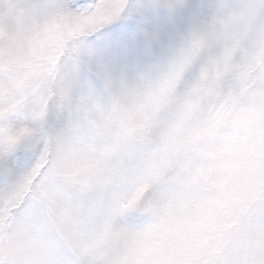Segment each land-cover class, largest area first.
<instances>
[{
  "label": "clouds",
  "instance_id": "clouds-1",
  "mask_svg": "<svg viewBox=\"0 0 264 264\" xmlns=\"http://www.w3.org/2000/svg\"><path fill=\"white\" fill-rule=\"evenodd\" d=\"M0 180V264H264V0H0Z\"/></svg>",
  "mask_w": 264,
  "mask_h": 264
},
{
  "label": "snow or ice",
  "instance_id": "snow-or-ice-1",
  "mask_svg": "<svg viewBox=\"0 0 264 264\" xmlns=\"http://www.w3.org/2000/svg\"><path fill=\"white\" fill-rule=\"evenodd\" d=\"M76 2L78 5L82 7H91V6H95L96 4V0H76ZM136 11L137 8L135 6H130L128 10V14L135 15ZM158 11L163 13L164 10L161 8ZM125 27L126 25H124L123 23H118L112 25L109 31L115 33L123 30ZM25 159H26V154L23 152L17 151L15 153H12L4 161V164L2 166L3 172L6 175H10L14 173L18 168H20L24 164Z\"/></svg>",
  "mask_w": 264,
  "mask_h": 264
},
{
  "label": "rangeland",
  "instance_id": "rangeland-1",
  "mask_svg": "<svg viewBox=\"0 0 264 264\" xmlns=\"http://www.w3.org/2000/svg\"><path fill=\"white\" fill-rule=\"evenodd\" d=\"M16 193L10 185L0 180V219L5 218L14 207Z\"/></svg>",
  "mask_w": 264,
  "mask_h": 264
}]
</instances>
